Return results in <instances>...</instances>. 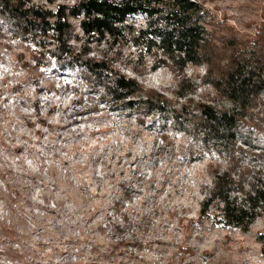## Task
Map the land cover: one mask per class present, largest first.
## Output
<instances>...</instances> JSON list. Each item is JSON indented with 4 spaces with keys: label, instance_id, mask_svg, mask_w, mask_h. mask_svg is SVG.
I'll return each mask as SVG.
<instances>
[{
    "label": "rangeland",
    "instance_id": "rangeland-1",
    "mask_svg": "<svg viewBox=\"0 0 264 264\" xmlns=\"http://www.w3.org/2000/svg\"><path fill=\"white\" fill-rule=\"evenodd\" d=\"M33 1L54 8L51 0ZM207 6L227 27L254 35L264 0H212ZM0 28V264H264L257 239L264 216L248 232L199 217L228 160L209 156L169 123L159 129L156 114L126 115L102 102L90 81L73 72L24 70L16 61L22 47L6 36L3 23ZM73 44L79 50L83 42ZM90 49V57L109 54L118 70L177 108L186 101L177 98L180 77L173 68L153 71L147 58L142 72L130 47L121 55L106 44ZM205 74L203 66L184 71L197 85L189 96L195 101L214 96ZM259 152L235 146L233 177L244 176L247 190L252 183L264 187V161L249 156ZM219 208L212 203L208 212Z\"/></svg>",
    "mask_w": 264,
    "mask_h": 264
},
{
    "label": "trees",
    "instance_id": "trees-1",
    "mask_svg": "<svg viewBox=\"0 0 264 264\" xmlns=\"http://www.w3.org/2000/svg\"><path fill=\"white\" fill-rule=\"evenodd\" d=\"M211 2L75 0L72 5H57L51 0L54 8H48L33 0H0V23L9 30L6 36L10 34V40L30 53L28 59L21 48L16 55L24 70H36L39 75L73 72L90 81L93 87L89 88L99 92L102 102L126 115L156 114L161 118L159 129L166 130L169 123L173 132L191 136L209 156L228 160V169L216 173L214 188L202 203L199 217L248 232L250 225L264 216V187L252 183L247 190L244 176L237 181L233 172L238 164L237 142L261 149L258 155L249 156L264 161V8L251 35L227 27L207 6ZM76 40L83 42L79 50L73 44ZM94 44L116 49L115 55L130 47L142 72L147 58L153 60V71L173 68L180 77L177 98L186 101L177 108L164 95L148 91L118 70L109 54L104 53L102 59L90 57V45ZM190 66L206 68L203 82L214 91L210 101L189 97L197 90L196 83L184 75ZM67 196L77 200L74 195ZM215 202H219V213L211 215L208 208ZM49 213L54 216L56 212L50 209ZM257 239L264 253V231Z\"/></svg>",
    "mask_w": 264,
    "mask_h": 264
}]
</instances>
